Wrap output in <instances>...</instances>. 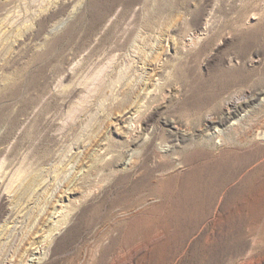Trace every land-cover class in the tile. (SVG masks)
Returning <instances> with one entry per match:
<instances>
[{
    "label": "rangeland",
    "instance_id": "1",
    "mask_svg": "<svg viewBox=\"0 0 264 264\" xmlns=\"http://www.w3.org/2000/svg\"><path fill=\"white\" fill-rule=\"evenodd\" d=\"M0 264H264V0H0Z\"/></svg>",
    "mask_w": 264,
    "mask_h": 264
}]
</instances>
